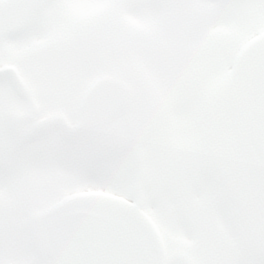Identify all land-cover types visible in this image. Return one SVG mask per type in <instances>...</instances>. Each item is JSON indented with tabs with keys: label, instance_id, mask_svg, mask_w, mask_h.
I'll list each match as a JSON object with an SVG mask.
<instances>
[{
	"label": "snow or ice",
	"instance_id": "obj_1",
	"mask_svg": "<svg viewBox=\"0 0 264 264\" xmlns=\"http://www.w3.org/2000/svg\"><path fill=\"white\" fill-rule=\"evenodd\" d=\"M0 264H264V0H0Z\"/></svg>",
	"mask_w": 264,
	"mask_h": 264
}]
</instances>
